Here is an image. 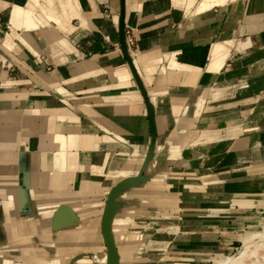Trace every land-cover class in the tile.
Listing matches in <instances>:
<instances>
[{
    "label": "crops",
    "instance_id": "1",
    "mask_svg": "<svg viewBox=\"0 0 264 264\" xmlns=\"http://www.w3.org/2000/svg\"><path fill=\"white\" fill-rule=\"evenodd\" d=\"M76 1L69 37L52 9L0 0V159L16 171L0 188L15 186L17 205L0 197V263L23 251L43 264L78 251L73 264L90 263L81 252L98 247L100 264H117L89 240L57 248L64 232L102 241L104 216L83 204L112 185L125 188L109 229L118 264H198L232 250L264 211V0ZM152 211L176 225L160 261L127 243L143 230L130 220ZM32 221L46 234L18 245ZM85 221L98 225L76 230Z\"/></svg>",
    "mask_w": 264,
    "mask_h": 264
},
{
    "label": "rangeland",
    "instance_id": "2",
    "mask_svg": "<svg viewBox=\"0 0 264 264\" xmlns=\"http://www.w3.org/2000/svg\"><path fill=\"white\" fill-rule=\"evenodd\" d=\"M73 1V6L76 10V12H81L78 9H81V5L76 1V0H72ZM16 6V5H15ZM25 7L28 8H34L37 13H41V11L43 9H46L49 11V9H52L56 14L57 17L59 18L62 27H58V31L59 33H63L67 36V29L70 28H74L73 26L70 25V19L71 18H76L75 16H73L72 11L70 10V7L67 5V0H28L27 4ZM92 9V7H91ZM14 14L17 15L18 12H12L11 11V15ZM10 15V17H11ZM11 23H13L14 21L16 22V20H12L10 18ZM79 21V20H78ZM72 25L76 26L77 25V21L73 20L71 21ZM70 37V36H69ZM33 41V40H32ZM123 46H126L125 43H123ZM12 68V70H10V74L12 78H15L16 76H24L23 72L19 69H14ZM18 78V77H17ZM1 131V130H0ZM3 137V134L0 135V139ZM11 139V138H10ZM1 142V141H0ZM155 157V156H153ZM2 161L0 159V180L1 179H9L13 180L12 175L15 174V169L14 168H9L7 166H5L4 164H2ZM2 172H9V173H2ZM42 174H36L35 175V182H34V186L37 188L40 187L42 189L44 188V185L46 182H49V178L48 180H45V182L43 183L39 177ZM47 175V174H46ZM6 176L5 178H2ZM9 176V177H8ZM47 178V177H46ZM59 179H58V185H57V189L61 186V184L59 185ZM38 182V183H37ZM88 187V186H85ZM90 189H85V188H80V192L79 193H85L90 191ZM125 188L121 187V188H117L115 187V185H112L108 192L105 195L100 196L99 202L95 203V204H83V206L85 205H89V209L88 212H93V213H99L101 214V216H105L107 215L108 217V223L106 220H102L101 218V223L100 225L102 226L101 228V237H102V241L96 237L95 239H93L95 237V235L90 234L89 232H86V234L84 235H76L74 233H70L68 238H65L64 235H59L58 239L60 240L61 243L58 244L59 247L57 248H61V247H73L74 249H84V247H86L89 244H82L80 243V241H85V240H89V242H91L90 244H102L105 247V255H106V260L107 261H112V262H116L117 264L119 263V253L118 250L116 248L115 245V241L113 240V237L115 236V238H118V235L115 234L113 236L112 232H110V227L111 224L114 220V215H115V204L112 202L114 199V193L116 192H120V191H124ZM15 186L11 187V189L8 192H4L2 191V188H0V197L2 199H5L4 196H7L6 202H5V206H9L10 208H17V205L15 203L14 200V195H15ZM159 190H157V195L154 197L156 198V200L153 198V201L156 203H160L163 201L161 200V198L159 197ZM48 195L50 194L49 192L47 193ZM143 196H145V194H142ZM169 198L171 199L170 202L171 203H167L169 206H174L173 203L175 202V199L172 200V198H174V196L170 195ZM94 205V207H93ZM163 205V204H162ZM93 207V208H91ZM107 208L108 212L107 213ZM262 213H260L258 222L251 226L249 229L245 230V237L242 239V241L251 236L254 235L256 233L259 232H263L264 233V211H261ZM173 217L171 215L167 216H163L159 213H157V211H152L151 214H147L145 216V218H140L138 220L139 224L135 221V220H130L129 224H137L138 226H141L143 228V230H141V233H138V235H136L137 237L134 238H128L127 239V243H133V244H139V246L137 247L138 250L134 253L135 255H137L138 258H143L145 255H150L151 258L154 259V261H160L161 257L164 256L165 254V242L166 240H164V237H171V235L174 234L175 231V226L173 225ZM141 222V224H140ZM88 223V224H86ZM98 225L97 222L96 224L94 223H90L89 221H85L84 224H82L81 226L77 227L76 230L78 229H82V228H86V227H92V226H96ZM43 225H41V229H46L42 227ZM107 226V227H106ZM129 227V225L127 226ZM105 228V229H104ZM43 234H45L44 232L41 234H36L38 235L39 238H42ZM90 235V236H89ZM88 236V237H87ZM119 236L120 239L117 241V243L119 244L120 242H123V240L121 238H123L124 235L120 234ZM87 237V238H85ZM30 239L32 240V238L30 236H24L19 242V245H23L24 247L28 248L31 244L32 241H30ZM72 243H68L69 241H72ZM91 240V241H90ZM23 241V243H22ZM79 241V242H77ZM126 241V240H125ZM242 241L241 243H238L237 245L234 246V248L230 251H227L225 253H217V254H213L210 255L206 260L198 262V264H219V261L225 258H228L232 255L237 254L241 248H242ZM1 242V241H0ZM75 242V244H74ZM88 242V243H89ZM67 246H66V245ZM74 245V246H73ZM91 246V245H90ZM102 247V246H101ZM65 248V249H66ZM129 249V248H128ZM133 249L130 250V252H132ZM249 251H251V253L249 252V255H247L244 259H243V264H264V242L262 241H256L254 243H252L250 245V249ZM84 256H90V263H88L87 260L82 259V260H78L79 262H77V264L81 263V264H100V261H97L98 259H100L101 254H99L98 256V247H95V250H89V251H84L81 252ZM60 261L58 260L57 263L62 264V260H64L65 258V264H73V262L76 259V255L80 254L78 251L77 252H73L72 254L68 255L67 258L65 251H60ZM69 254V253H68ZM58 257V256H57ZM92 258L95 259L92 261ZM22 259V261H21ZM21 259L17 256H13L11 258V260L7 263V264H24L23 262V257H21ZM58 259V258H56ZM1 264V263H0ZM138 264H142L141 261H139Z\"/></svg>",
    "mask_w": 264,
    "mask_h": 264
},
{
    "label": "bare ground",
    "instance_id": "3",
    "mask_svg": "<svg viewBox=\"0 0 264 264\" xmlns=\"http://www.w3.org/2000/svg\"><path fill=\"white\" fill-rule=\"evenodd\" d=\"M15 192V191H14ZM50 216V215H49ZM36 223L37 222H33L32 221V224L31 225H28L26 222H24L23 224H22V226L21 227H23V228H25V229H28V228H32L33 229V227L35 228V229H38V230H41V225H36ZM34 224V225H33ZM38 224H39V222H38ZM35 229L32 231V232H29L28 230H26V233L23 235V237L24 236H29V235H31V234H37V233H35ZM47 229V228H46ZM46 229H43V232L45 233V231H46ZM71 232H64V233H62L61 235H64L65 236V238H68L69 237V234H70ZM46 234V233H45ZM44 235V234H43ZM42 235V236H43ZM79 236V235H78ZM90 236V235H89ZM40 237V236H39ZM95 238V237H94ZM30 241H31V239H30ZM256 241H263L264 242V233L263 232H259V233H256V234H254V235H251V236H249V237H247V238H245L243 241H242V248H241V250L237 253V254H235V255H232V256H230V257H228V258H225V259H222V260H220L219 261V264H243V259L247 256V255H249V252L251 253V251H249V249H250V245L252 244V243H254V242H256ZM22 243H23V241H22ZM60 243V242H59ZM58 243V244H59ZM57 244V245H58ZM74 244H75V242H74ZM19 245V244H18ZM66 245V244H65ZM92 245V244H91ZM67 246V245H66ZM74 246V245H73ZM58 256V257H57ZM57 256H56V258H58V259H56V258H52V262H51V264H59V263H57V261L59 260L60 261V254H57ZM20 257H23V263L24 264H43V263H40V262H37V257L36 256H34V255H32V256H30V255H28V253L26 252V251H23V253H21L20 254ZM39 261V260H38Z\"/></svg>",
    "mask_w": 264,
    "mask_h": 264
},
{
    "label": "built area",
    "instance_id": "4",
    "mask_svg": "<svg viewBox=\"0 0 264 264\" xmlns=\"http://www.w3.org/2000/svg\"><path fill=\"white\" fill-rule=\"evenodd\" d=\"M124 43L127 48L130 49L131 53L135 52V31L129 27H125L124 29Z\"/></svg>",
    "mask_w": 264,
    "mask_h": 264
},
{
    "label": "water",
    "instance_id": "5",
    "mask_svg": "<svg viewBox=\"0 0 264 264\" xmlns=\"http://www.w3.org/2000/svg\"><path fill=\"white\" fill-rule=\"evenodd\" d=\"M108 209H109V208H107V213L110 212V211H108ZM104 220H106L107 223H108V217H107V215L104 216ZM106 227H107V226H106Z\"/></svg>",
    "mask_w": 264,
    "mask_h": 264
}]
</instances>
